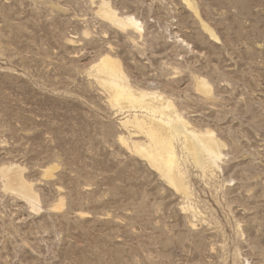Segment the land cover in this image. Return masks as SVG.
I'll list each match as a JSON object with an SVG mask.
<instances>
[{"label":"rangeland","instance_id":"1","mask_svg":"<svg viewBox=\"0 0 264 264\" xmlns=\"http://www.w3.org/2000/svg\"><path fill=\"white\" fill-rule=\"evenodd\" d=\"M105 1L141 30L100 0H0V264H264V0ZM105 54L222 145L202 168L173 139L190 202L109 104Z\"/></svg>","mask_w":264,"mask_h":264},{"label":"bare ground","instance_id":"2","mask_svg":"<svg viewBox=\"0 0 264 264\" xmlns=\"http://www.w3.org/2000/svg\"><path fill=\"white\" fill-rule=\"evenodd\" d=\"M100 1L99 13L103 17L109 19L123 29L130 26L137 30H141L139 21L133 16L119 18L116 11L111 8L108 2L105 0ZM187 1L192 4L191 0ZM208 31L210 32V29ZM119 61L113 58L110 54L102 55L96 63V66L93 65L96 70L95 77L104 87H106V89L104 88L107 93L105 96L107 97L109 104L115 107L119 106L121 109L128 110V112L131 110L136 112V114L132 115V118H125L126 120L124 121V124L128 128L145 131L146 135L148 133L150 137V140L148 141L149 147H141L138 150L142 152L143 156L151 161L153 166H155L154 169L157 168L162 173V176L183 195L185 202H190L192 194L189 190L188 183L185 181L184 171L181 167V159L176 151L173 139L175 136L180 135L190 138V144H187L185 148L188 149L191 154L190 157H193L194 162L202 168H206L211 162L215 163V159L221 158L222 155L220 156L221 152L219 149L222 145L214 137L213 133L207 129V131L205 130L201 133L194 131L199 128L189 130L190 122L187 121L188 119L186 120V117H182L180 111L178 113L177 110H171V102L166 100L161 92L154 90L148 91V88L150 87L145 88L147 90L139 89L137 87L135 88L132 83L130 84L127 80L128 76L124 74ZM208 84L205 80H198L197 88L201 91H205L209 89ZM138 112H147L148 114L139 115L137 114ZM212 159H214V161H212ZM2 173L8 178V187L11 186L10 189L23 198H30L28 194L32 193L33 185L24 180L17 166L3 168ZM46 175H48V173H46ZM33 194L35 196L34 200L38 202L40 199L39 195L35 193V191H33ZM59 204L52 206V208L54 210L61 209L63 202L61 201ZM184 209L192 211V214L195 211L190 205H185Z\"/></svg>","mask_w":264,"mask_h":264}]
</instances>
